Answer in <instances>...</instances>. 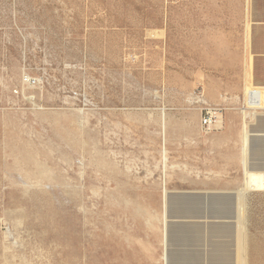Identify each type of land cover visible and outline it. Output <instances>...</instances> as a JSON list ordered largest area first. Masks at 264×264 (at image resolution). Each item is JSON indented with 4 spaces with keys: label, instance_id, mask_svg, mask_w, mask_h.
<instances>
[{
    "label": "rangeland",
    "instance_id": "obj_1",
    "mask_svg": "<svg viewBox=\"0 0 264 264\" xmlns=\"http://www.w3.org/2000/svg\"><path fill=\"white\" fill-rule=\"evenodd\" d=\"M239 1L0 0V264H246L248 233L264 244L246 129L262 110L232 97L264 85V56L218 31ZM196 94L222 127L201 126ZM170 191L233 193L172 199L231 222L174 226L167 251Z\"/></svg>",
    "mask_w": 264,
    "mask_h": 264
},
{
    "label": "crops",
    "instance_id": "obj_2",
    "mask_svg": "<svg viewBox=\"0 0 264 264\" xmlns=\"http://www.w3.org/2000/svg\"><path fill=\"white\" fill-rule=\"evenodd\" d=\"M240 2V8L239 12L234 16V21L231 26L227 25L224 27L219 26L218 31L220 33H233V38L235 39H244V59L246 62V55H247V39L251 41V54L252 55H258V56H264V0H244V3H242V0ZM244 7L243 15H242V8ZM247 86H258L264 88V85H254L248 78L245 77L241 91L244 87ZM209 95L212 97L213 94L210 92ZM222 101H226L227 98L223 97V95L220 96ZM235 99V101L240 100L241 96H235L232 97V99ZM204 102H207V100H203ZM264 106V101L263 104ZM239 115H240V124L238 132V139L236 140V145L239 149V153L237 155V160L240 165L241 169V184L243 183V163L242 161V146L244 141V116L239 108ZM197 119V117H196ZM195 119V121H196ZM230 115L228 117V121L230 120ZM247 124L246 129L250 133L248 142H253V149L250 151L251 159L253 161H256L258 164L251 166L252 169L258 170L262 169L264 170V163L260 164L259 160L254 158L256 157L258 151L257 149H261V151H264V110L259 111L257 113V117L251 118L248 121V117L246 116ZM231 123L230 121L228 122ZM224 124V119L222 117V114L219 115V118L217 120V123L215 124V127H222ZM232 130V129H231ZM235 132V131H234ZM198 135H202L199 131L197 132ZM204 139H212L213 135L211 133H206V135H202ZM222 137V136H221ZM221 137H214L212 139L213 143L219 142L221 140ZM260 151V153H261ZM258 153V154H260ZM233 155H229L230 158H233V161H236V153H232ZM241 163V164H240ZM239 189V188H238ZM238 189H235V191ZM261 191H264L261 190ZM256 191V193L261 192ZM246 231V229H245ZM248 231V230H247ZM247 241L245 242V256H246V264H251V261H254L256 263L261 262L264 264V244L259 243L258 239L252 237L248 233Z\"/></svg>",
    "mask_w": 264,
    "mask_h": 264
},
{
    "label": "water",
    "instance_id": "obj_3",
    "mask_svg": "<svg viewBox=\"0 0 264 264\" xmlns=\"http://www.w3.org/2000/svg\"><path fill=\"white\" fill-rule=\"evenodd\" d=\"M188 196H232L233 193L227 192H210V191H170L167 193L166 202H165V214H166V221L164 223L166 235V250L168 251L170 248L169 242V231L172 227L182 224H187L190 222H202V223H219V222H227L229 218L222 217V216H190L185 213H181L178 211L173 210L172 207V199L175 197H188ZM228 222H231L230 220Z\"/></svg>",
    "mask_w": 264,
    "mask_h": 264
},
{
    "label": "built area",
    "instance_id": "obj_4",
    "mask_svg": "<svg viewBox=\"0 0 264 264\" xmlns=\"http://www.w3.org/2000/svg\"><path fill=\"white\" fill-rule=\"evenodd\" d=\"M195 100L199 102L202 107L200 110V124L201 126L206 129L210 130L215 127L219 115L222 113V108L219 105H212L208 104L207 102L203 101V95L196 94L194 96ZM264 101V93L259 88H252L248 91L245 98H242L240 103V107L242 109L247 108H260Z\"/></svg>",
    "mask_w": 264,
    "mask_h": 264
},
{
    "label": "bare ground",
    "instance_id": "obj_5",
    "mask_svg": "<svg viewBox=\"0 0 264 264\" xmlns=\"http://www.w3.org/2000/svg\"><path fill=\"white\" fill-rule=\"evenodd\" d=\"M252 88H259V89H261L262 91H263V93H264V88H262V87H258V86H247V87H244L243 88V90H242V96H241V101H242V98L244 97L245 98V96L247 95V93H248V91L250 90V89H252ZM241 101H240V103H241ZM241 108V107H240ZM246 110H252L251 111V113H252V115H253V117L255 116V113H256V110L258 111V110H264V107H260V108H255V109H252V108H247ZM165 120V119H164ZM243 148H242V150H244V149H246V145L243 143V146H242ZM241 163H243V169H245V163H244V161L242 160L241 161ZM240 163V164H241ZM35 181V180H34ZM168 259H169V257H165V260L166 261H168Z\"/></svg>",
    "mask_w": 264,
    "mask_h": 264
}]
</instances>
